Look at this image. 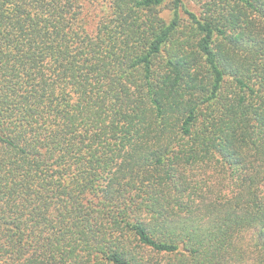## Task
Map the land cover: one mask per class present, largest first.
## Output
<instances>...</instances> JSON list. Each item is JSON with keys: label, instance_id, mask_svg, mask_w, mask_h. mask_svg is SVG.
Returning a JSON list of instances; mask_svg holds the SVG:
<instances>
[{"label": "trees", "instance_id": "obj_1", "mask_svg": "<svg viewBox=\"0 0 264 264\" xmlns=\"http://www.w3.org/2000/svg\"><path fill=\"white\" fill-rule=\"evenodd\" d=\"M0 264H264V0H0Z\"/></svg>", "mask_w": 264, "mask_h": 264}, {"label": "rangeland", "instance_id": "obj_2", "mask_svg": "<svg viewBox=\"0 0 264 264\" xmlns=\"http://www.w3.org/2000/svg\"><path fill=\"white\" fill-rule=\"evenodd\" d=\"M182 1L186 5L187 8H189L190 10H192L194 12H198L199 0H182ZM163 15H164V17H167L168 12L164 11Z\"/></svg>", "mask_w": 264, "mask_h": 264}]
</instances>
